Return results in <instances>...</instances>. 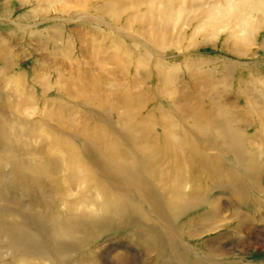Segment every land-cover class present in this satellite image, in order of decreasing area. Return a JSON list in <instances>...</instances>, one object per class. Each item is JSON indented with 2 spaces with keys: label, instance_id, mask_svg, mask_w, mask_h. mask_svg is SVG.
Wrapping results in <instances>:
<instances>
[{
  "label": "rangeland",
  "instance_id": "obj_1",
  "mask_svg": "<svg viewBox=\"0 0 264 264\" xmlns=\"http://www.w3.org/2000/svg\"><path fill=\"white\" fill-rule=\"evenodd\" d=\"M197 106L216 117L182 110ZM97 127L120 171L79 136ZM24 144L61 162L75 148L120 205L89 181L60 195L17 174L12 162L33 158ZM175 159L178 197L147 170ZM0 162V217L44 219L21 247L0 235V264H264V0H0ZM70 209L85 226L60 237L44 214Z\"/></svg>",
  "mask_w": 264,
  "mask_h": 264
},
{
  "label": "bare ground",
  "instance_id": "obj_2",
  "mask_svg": "<svg viewBox=\"0 0 264 264\" xmlns=\"http://www.w3.org/2000/svg\"><path fill=\"white\" fill-rule=\"evenodd\" d=\"M194 108L185 107L182 110L183 111L185 110L187 112H190V111L196 112L197 114L195 113V115L197 116L200 114L203 119H206L208 117V114H213L214 117H216V115H217V112L214 111L213 107L208 108V110H206V111L204 110V112H202V113H200V107L197 106L196 109H194ZM222 113L225 114L227 112L222 111ZM202 114H204V115H202ZM218 114H219L218 116L221 115L220 112H218ZM122 124H123V127L121 128L122 132H125V130L127 129V131L130 134H133V129H132L131 125H129V127L126 128V126H128V124L127 125H125L124 123H122ZM101 130L97 127V128L88 130L87 135L81 134L79 136H81V138L82 137L85 138V140H87V142H88V145L93 146L94 148H96L98 150L103 151L106 147H110V149H107L110 161L115 160L116 165H114V168L116 171L117 170L120 171L124 167V164H123L124 163L123 162L124 157L121 154H119V151H118L117 147L115 146L117 144L114 142V140H112V139L109 140V137L107 136V132H105L104 130H102V131ZM126 135L129 136L128 133H126ZM207 136L208 135H206V134L200 133L199 135L195 134L194 138L197 139L198 141H200L201 139L203 140V138H207ZM137 139L138 138H135V142L138 146L140 144L137 141ZM131 141H134V137L131 138ZM25 146H26V153L32 155L33 158L31 157L32 159L31 160L29 159L30 162H26L25 160H23V162H12L13 166H14L13 167L14 172H17V174L20 173L19 172L20 170H23V168L27 166V170H28L27 173L30 172L31 174H37V175L49 177V179H51V183H53L52 185H49L50 188L52 189V192H57V193L59 192L60 195H63L62 194L63 193L62 192L63 185L71 187L72 184L75 182H76V184L80 185V183H79L80 181L85 182V183H86V181H89L90 184L95 183L94 186L92 185V187H91L92 189H94V192H97V194L102 196V197L110 199L111 200L110 203H112V204L116 203V205H120L117 203L118 201H116V198L112 197V194H111L112 191L110 189H107L105 186H103L96 179H93V180H96L93 182V180L90 177H88L87 174L85 175L86 166L83 164V162H76V159H75L76 150H75V148H73V149L70 148L68 152H62V154L64 156L63 159L65 162H61L62 158L61 159L60 158L59 159H52L50 157V159H47L48 153L46 155L42 152L36 153L34 151V149H31L28 146V144H24L23 147L25 148ZM5 147L6 148H5L4 152L8 153L9 155H12L13 153H15L14 151H16V148H14L15 146H12V147L5 146ZM138 147H137V149L139 150ZM1 148L3 149L4 147L1 146ZM143 149H140V150L143 153L144 157H146L147 156V154H146L147 150L146 149H148V148H145V146H144ZM239 149H241V148H239ZM54 150L60 151V152L63 151V149L61 150V147H59V145H56L55 149H53V151ZM198 152L199 151H197V153ZM34 153H36L37 155H35ZM148 154H149V152H148ZM166 154H173V151L166 149L165 155ZM44 159H47V160H44ZM143 160H144V158H143ZM146 160L152 161L153 159L147 158ZM178 160L175 159V162H173L174 166L171 167L172 169L171 168L169 169V165L172 162H167L168 169H166V170L163 169V162H161V163L156 162L155 164H153L152 162H149L152 164H150L149 167L147 168V170H149V173H150L151 182H154L155 184L160 185L165 191L167 190L169 193L171 192L176 197L181 195V189L185 185L179 179L180 167H177V164H176V162L180 161V160L179 161ZM136 161H137V159H136ZM184 161L187 162L186 160H184ZM4 164H5V162H0V173H2L1 168ZM187 164H188V162H187ZM63 171H66L69 173L68 177H64V178L59 177L58 174H60V172H63ZM128 174H129V176L130 175L131 176L136 175L133 172V170L129 171ZM29 183L32 184L33 186H35V185H38L39 182L37 181L35 184V181H31ZM131 184L138 186V184L134 183V182L133 183L131 182ZM140 184L142 185L143 183H140ZM81 187H85V189H89L88 187H90V186L83 184V185H81ZM138 187L141 188L140 185ZM171 188H172V190H170ZM69 189L67 191L68 195H66V198L65 199L63 198V200L60 201L61 204H64V203L70 204L69 203L70 201H68V197H70L69 193L71 192V190H69ZM2 190L0 189V192ZM143 194H145V192H143ZM1 196L2 195L0 194V197ZM85 199H87V198L84 197L83 198L84 201L83 200L82 201L85 202ZM86 205H88V202H86ZM92 206H93V203H92ZM120 207H122V206H120ZM77 208H79V207H77ZM77 208H76V210H78ZM78 213H79L78 211L73 212L71 210L70 214H66L65 216H63L58 212L50 211L49 213H45L44 215H47L49 220H51L50 223L54 229V232L57 233V235H60V237H62V236L67 237V236H70L75 231H80L83 228V226L81 224H83L85 226V222H84L85 215L79 216ZM86 217H88V216H86ZM43 223H44L43 215L34 216L31 214V215H28L27 217L24 216L22 224H18L16 222L12 221L11 219H9L8 214H7L4 217H0V235H2L3 237H8L9 241H11V242L17 244V246L21 247L23 245H21V246L19 245L20 240H21V238L26 236L25 233L29 230L28 226H30L31 224H38L39 226H41V224H43ZM29 236L30 237L32 236V238H34V240L36 241L35 243H38V238H36L34 235H32V233H30ZM37 248H38V246H36V248L35 247L32 248L33 253H35V256L48 257V255H49L48 253H46L44 251L41 253L40 249H37ZM28 251H31V250L28 249Z\"/></svg>",
  "mask_w": 264,
  "mask_h": 264
}]
</instances>
